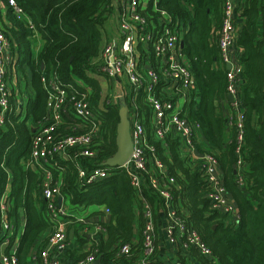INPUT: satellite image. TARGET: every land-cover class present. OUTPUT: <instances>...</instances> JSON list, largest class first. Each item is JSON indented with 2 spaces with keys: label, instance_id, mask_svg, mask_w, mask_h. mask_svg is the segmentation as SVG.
Instances as JSON below:
<instances>
[{
  "label": "trees",
  "instance_id": "obj_1",
  "mask_svg": "<svg viewBox=\"0 0 264 264\" xmlns=\"http://www.w3.org/2000/svg\"><path fill=\"white\" fill-rule=\"evenodd\" d=\"M32 20L41 49L36 60L32 58L34 37L25 22L7 13V37L18 55V71L27 67L32 76L33 97L28 103L27 116L41 121L45 116L46 92L40 81L43 72L55 74L63 83L81 79L90 89V103L101 122V145H97L95 161L81 159L84 164L99 165L116 153L119 104L97 106L102 98L98 79L89 76L91 62L98 56L102 42V28L111 13V0H16ZM236 38L234 48H241L242 82L241 102L245 111L244 135L241 145L243 186L235 180L237 154L236 131L230 128L224 139L228 104L225 115L218 107L227 101V70L221 64L218 37L223 25L225 0H159V9L180 22L186 31L181 38V53L186 56L194 78V89L185 105L187 117L198 124L204 146L217 158L218 170L226 194L239 212V222L229 227L227 217L210 207L205 179L198 171H191L187 155L180 150L178 138L167 137L156 141L149 138L155 155L163 163L167 174L174 178L173 206L187 210V221L198 237L211 251L210 257L193 253L200 264H264V20L261 0H233ZM228 103V102H227ZM230 127V126H229ZM1 130V128H0ZM31 133L28 122L0 131V198L10 184L8 194L11 209L8 217L16 229L10 237L15 245L18 264H31V256L44 249L52 232L45 205L36 192V176L24 170L21 162L30 155ZM197 149L200 146L197 145ZM63 174L62 192L69 203L81 209L98 206L93 221L101 226L97 244H89L81 235V225L72 219L75 245L62 255L61 264H78L95 251L100 264H137L134 250L141 244L144 224L142 201H148L155 214L163 208V200L142 178L140 194L133 188L130 177L116 170L103 181L82 185L77 167L56 156ZM57 176V173L54 172ZM106 218L107 221H102ZM90 220V219H89ZM23 223V231L15 242L16 232ZM134 233L137 244H132ZM68 244L69 240L67 238ZM124 244L132 246L131 254L120 255ZM85 245V247H84ZM9 249H7L8 252ZM180 260L182 256H179Z\"/></svg>",
  "mask_w": 264,
  "mask_h": 264
},
{
  "label": "built area",
  "instance_id": "obj_2",
  "mask_svg": "<svg viewBox=\"0 0 264 264\" xmlns=\"http://www.w3.org/2000/svg\"><path fill=\"white\" fill-rule=\"evenodd\" d=\"M232 1L225 0L218 45L222 66L226 68V64H230L227 70L226 99L229 111L226 119L230 128L236 131L235 153L238 158L235 180L238 187H242L244 180L240 153L245 111L240 94L241 70L235 68L233 60L236 26ZM158 2L111 0V13L102 28L103 44L90 64L89 76L103 79L106 87L111 88L109 94L102 96L97 109L102 110L103 104L124 105L127 109L132 151L123 165L108 166L105 165L106 161L99 165L81 162V159L95 161L98 152L96 146L102 143L101 122L91 106L89 86L83 80L63 83L55 74L43 72L44 66L41 65L40 81L46 92L45 116L41 121L28 118L27 107L33 97L32 85L26 70L22 74L18 71V55L7 37V13L25 22L26 29L35 38L34 43L37 42L31 50L36 58L41 48L38 42L40 37L32 20L16 0H0V131L13 128L19 122H28L31 150L21 165L36 176V192L44 202L52 230L47 246L31 256L37 264H61L60 259L68 247V230L72 219L82 224L80 234L86 235L90 244H97V235L102 230L100 225L88 219L87 208L70 204V197L63 194V171L58 166L56 156L77 167L78 179L84 186L108 179L114 171L122 170L128 174L131 185L140 194L142 178H147L148 187L163 200V208L158 213L163 214L161 217L166 219V223L163 224L161 217L156 216L148 201L141 199L144 224L140 232L141 244L138 250H134L137 251V264H181L180 261L171 263L159 260L160 250L166 244L180 246L182 250L194 248L202 256H211L210 249L189 225L188 216L173 206L175 181L155 155L150 137L156 141L167 137L178 138L180 150L187 155L190 170H199L205 179L210 207L227 217L229 227H235L239 222V212L222 183L217 158L212 150L197 140L198 124L191 121L185 112L195 83L188 60L180 51L186 28L166 11L159 9ZM261 11L264 20V0H261ZM32 58L36 60L33 55ZM229 96L232 100L228 99ZM197 145L200 146L199 150ZM11 206L6 186L0 198V264H18L15 245L10 246V237L16 231L8 217ZM101 210L108 214L107 209ZM23 223L16 232L15 242L22 234ZM132 244L137 242L132 241ZM131 248L130 244H124L119 254L128 256ZM163 250L167 252L168 248ZM95 253L89 252L78 264H95L98 260Z\"/></svg>",
  "mask_w": 264,
  "mask_h": 264
},
{
  "label": "crops",
  "instance_id": "obj_3",
  "mask_svg": "<svg viewBox=\"0 0 264 264\" xmlns=\"http://www.w3.org/2000/svg\"><path fill=\"white\" fill-rule=\"evenodd\" d=\"M39 43H41L40 39L38 40ZM37 44V42L34 43V45ZM103 44V33H102V42H101V46ZM41 49V48H40ZM241 48H234L233 50V60H234V66L237 70H241L242 72V66H241V63H240V54H241ZM35 58H36V55L35 54H32ZM38 56V55H37ZM115 89V88H114ZM227 105V101L225 103H222L221 104V107H218V110H216V112H219L222 114L225 115V111H224V108L225 106ZM196 134H197V140L200 141V142H204V138L201 134V131H200V128L198 126V129L196 130ZM229 134H230V127L229 125L227 124L226 125V128L224 130V139H228L229 138ZM206 144V143H205ZM101 208L98 207V206H90L88 207L85 211H88L89 215H93L94 213L98 212ZM179 212L183 213V214H187V210L184 208V206H180ZM157 217H161L163 216V214H156ZM101 216H97V215H94L92 217H90L89 219L91 221H97ZM102 221H107L106 218H103ZM161 221L162 223H166V219H163V217H161ZM72 228L69 227V230H68V240H69V244L68 246L70 245H75V240H72L73 238V230ZM159 234V232H158ZM20 236H18L17 238L19 239ZM17 239V240H18ZM98 239V237H97ZM96 239V240H97ZM134 243L138 242V234L137 233H134V238L132 240ZM158 241H159V238H158ZM90 244V243H89ZM91 245V244H90ZM85 247V245H84ZM168 248V251L166 252L165 250L163 249H166ZM160 250V253H159V260H161L162 262H176L178 263L179 261L181 262V264H200L196 259H194L193 257V253L196 252V250L194 248H191L189 250H182L180 246H176V245H169V244H166V246ZM179 256H182L181 260L179 258ZM99 261V260H98ZM100 263V262H99ZM31 264H37L36 262H33Z\"/></svg>",
  "mask_w": 264,
  "mask_h": 264
},
{
  "label": "water",
  "instance_id": "obj_4",
  "mask_svg": "<svg viewBox=\"0 0 264 264\" xmlns=\"http://www.w3.org/2000/svg\"><path fill=\"white\" fill-rule=\"evenodd\" d=\"M230 69V64H226V70ZM229 100L232 98L229 96ZM119 122L117 124V135H116V153L108 158L105 162V165L108 166H120L123 165L129 158L132 151V141L130 137V126L129 121L126 116L127 109L126 106H119ZM60 202V201H59ZM95 264H99L97 260Z\"/></svg>",
  "mask_w": 264,
  "mask_h": 264
},
{
  "label": "rangeland",
  "instance_id": "obj_5",
  "mask_svg": "<svg viewBox=\"0 0 264 264\" xmlns=\"http://www.w3.org/2000/svg\"><path fill=\"white\" fill-rule=\"evenodd\" d=\"M25 70H26V74L28 75V79L31 82L32 81V76L30 74V70L27 67L25 68ZM123 80L125 81V79H123ZM98 81H99V83L101 85V89H102L101 96H106L107 94H109V91L111 90V88L106 87V85L103 82V79L98 78ZM22 87L24 89V84H22ZM103 107H104V105H103ZM10 191H11V186L9 184L8 189H7V194H9Z\"/></svg>",
  "mask_w": 264,
  "mask_h": 264
}]
</instances>
